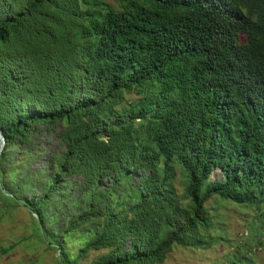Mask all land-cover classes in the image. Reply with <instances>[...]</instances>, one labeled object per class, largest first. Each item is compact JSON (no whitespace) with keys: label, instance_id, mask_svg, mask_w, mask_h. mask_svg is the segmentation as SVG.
<instances>
[{"label":"trees","instance_id":"1","mask_svg":"<svg viewBox=\"0 0 264 264\" xmlns=\"http://www.w3.org/2000/svg\"><path fill=\"white\" fill-rule=\"evenodd\" d=\"M0 133V199L57 264L207 250L211 200L259 231L264 0H0ZM248 244L213 264H261Z\"/></svg>","mask_w":264,"mask_h":264},{"label":"rangeland","instance_id":"2","mask_svg":"<svg viewBox=\"0 0 264 264\" xmlns=\"http://www.w3.org/2000/svg\"><path fill=\"white\" fill-rule=\"evenodd\" d=\"M37 161L39 162V158ZM220 179L221 174L217 169L212 170L208 176L210 181ZM206 206L219 220L217 227H221L219 231L223 236L222 242L207 250H185L176 247L167 254L161 264H213L235 253V242H249L246 249L253 252L261 264H264V237H261V234L264 235V223L259 231L255 232L256 224L252 228L249 226L251 213L246 209L219 200H211ZM32 217L27 210L12 204L6 206L0 199V248L6 250L5 254L0 253V264H57V251L46 247L34 236L35 223ZM81 243L78 233L63 239L64 249L70 259L74 257ZM260 243L262 245H259ZM96 256L97 254H92L90 259Z\"/></svg>","mask_w":264,"mask_h":264},{"label":"water","instance_id":"3","mask_svg":"<svg viewBox=\"0 0 264 264\" xmlns=\"http://www.w3.org/2000/svg\"><path fill=\"white\" fill-rule=\"evenodd\" d=\"M3 144H4V139H3V136H2L1 133H0V151H1L2 147H3ZM30 214H31L33 217L35 216V215L32 214L31 212H30ZM57 256H58V252H57Z\"/></svg>","mask_w":264,"mask_h":264}]
</instances>
